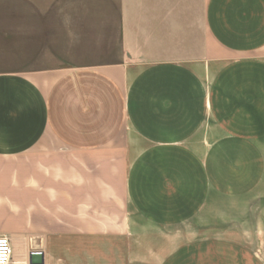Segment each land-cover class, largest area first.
<instances>
[{"label":"crops","instance_id":"0c3cea01","mask_svg":"<svg viewBox=\"0 0 264 264\" xmlns=\"http://www.w3.org/2000/svg\"><path fill=\"white\" fill-rule=\"evenodd\" d=\"M11 264H264V0H0Z\"/></svg>","mask_w":264,"mask_h":264},{"label":"built area","instance_id":"2783aa9c","mask_svg":"<svg viewBox=\"0 0 264 264\" xmlns=\"http://www.w3.org/2000/svg\"><path fill=\"white\" fill-rule=\"evenodd\" d=\"M13 256L10 239L6 236H0V264H11Z\"/></svg>","mask_w":264,"mask_h":264},{"label":"water","instance_id":"95a60500","mask_svg":"<svg viewBox=\"0 0 264 264\" xmlns=\"http://www.w3.org/2000/svg\"><path fill=\"white\" fill-rule=\"evenodd\" d=\"M32 264H34V263H32Z\"/></svg>","mask_w":264,"mask_h":264}]
</instances>
